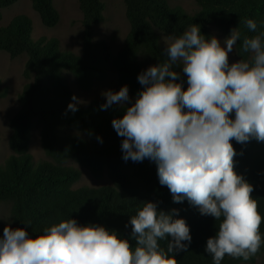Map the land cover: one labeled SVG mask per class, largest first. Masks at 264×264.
I'll return each instance as SVG.
<instances>
[{
    "label": "trees",
    "instance_id": "obj_1",
    "mask_svg": "<svg viewBox=\"0 0 264 264\" xmlns=\"http://www.w3.org/2000/svg\"><path fill=\"white\" fill-rule=\"evenodd\" d=\"M16 1L0 0V19L2 9ZM30 1L43 26L54 27L58 23L60 14L54 0ZM194 1L197 9L190 12L170 6L169 0H123L129 30L115 54L106 41L94 40V26L104 20L105 0H77L82 14L80 54L62 49L56 37L33 38V24L25 14L15 15L0 27V50L10 58L26 56L23 76L27 82L17 96L18 110L9 119L8 145L12 153L0 165V201L11 203L15 228H24L30 238H35L45 228L72 218L80 225L103 226L114 231L129 239L134 247L130 217L145 202H153L159 211L177 210L174 218H183L189 226L191 243L187 251L174 253L177 264H213L204 249L206 240L218 230L219 221L201 215L186 200L174 203L167 187L159 184L155 162L122 159L123 138L117 135L111 122L121 118L125 109L114 104L102 110L100 106L105 99H93L85 107L76 105L78 110L74 113L68 110V105L73 103V90L67 75L87 90L95 81L105 79L108 64L117 73L119 88L127 85L129 94L137 96L143 89L138 75L149 66L168 60L157 30L179 36L194 24L208 39L214 37L210 25L225 36L236 29L241 33V41L235 47L237 57L247 59V54L240 51V44L243 36L264 32V0ZM247 19L257 24L256 32L247 29L244 23ZM172 69L180 74L178 82L186 89L182 65L173 64ZM1 82L0 79V94H3ZM34 118L41 122V147L48 159L35 161L29 152ZM90 140L99 145L92 146ZM231 143L237 153L234 170L253 186L251 195L264 218V142L253 139L243 145L234 140ZM70 160L86 168L94 178L106 173L111 183L72 188L81 171L66 164ZM260 233L264 239V222ZM158 243L166 250L167 239ZM259 253L264 255V244ZM242 261L226 256L221 264Z\"/></svg>",
    "mask_w": 264,
    "mask_h": 264
},
{
    "label": "clouds",
    "instance_id": "obj_2",
    "mask_svg": "<svg viewBox=\"0 0 264 264\" xmlns=\"http://www.w3.org/2000/svg\"><path fill=\"white\" fill-rule=\"evenodd\" d=\"M244 23L256 32L253 20ZM238 41L241 33L232 29L222 47L193 24L181 35L168 37V60L138 75L143 89L134 103L126 106L130 98L124 85L106 91L100 106L125 109L111 122L123 138L124 161L155 162L159 184L167 187L174 203L186 200L201 215L219 221L204 249L213 264H221L226 256L247 261L264 244V218L251 195L253 186L234 170L237 153L231 143L264 142V32L243 36L240 51L248 58L229 64ZM173 64L182 65L186 89ZM68 110L74 113L78 108L70 103ZM176 214L177 210L165 213L156 203L145 202L129 220L134 247L114 231L80 225L72 218L35 238L24 228L6 225L0 237V264H177L174 253L187 251L192 237L186 221L174 218ZM165 239L166 250L158 243Z\"/></svg>",
    "mask_w": 264,
    "mask_h": 264
},
{
    "label": "rangeland",
    "instance_id": "obj_3",
    "mask_svg": "<svg viewBox=\"0 0 264 264\" xmlns=\"http://www.w3.org/2000/svg\"><path fill=\"white\" fill-rule=\"evenodd\" d=\"M170 6H179L186 11L193 12L197 9V4L194 0H169ZM54 5L59 11L60 18L54 27L43 26L38 14L34 11L30 0H17L11 6L2 9V18L0 19V27L5 26L17 14L27 15L33 24L32 37L38 38L46 36L48 38L56 37L61 44V48L71 51L75 54H80L82 48V14L78 7L77 0H54ZM129 30V25L125 17V5L123 0H105L104 20L94 26V40L106 41L113 54H115L124 44V39ZM211 33L221 42L226 37L220 31L210 25ZM159 35L160 45L167 48L168 37L161 31L157 30ZM26 56L21 55L15 58H10L7 53L0 50V79L2 92L0 94V165L12 153L8 138L11 134L9 127V119L18 110L17 96L22 90L23 85L27 80L23 76V68ZM235 48L229 53V64L238 61ZM106 77L103 80L95 81L90 89L80 88L72 76L67 75L68 83L73 90V96L77 101H73L77 106L85 107L93 99H105L103 95L106 91H118L120 88L117 82V73L111 65L105 66ZM135 95L129 94V101L126 105L134 103ZM41 122L38 118H34L31 139L29 144V152L32 154L35 161L48 159L41 147L40 131ZM81 136L85 137L83 134ZM92 146H98L99 143L90 140ZM66 164L77 167L81 171L80 178L72 185V188H77L83 185L99 187L109 185L110 179L106 173L101 178H94L91 173L84 167L80 166L73 160ZM11 203L9 201H0V235H3V227L8 225L15 229V222L10 214ZM239 264H264V255L256 254L252 260L242 261Z\"/></svg>",
    "mask_w": 264,
    "mask_h": 264
}]
</instances>
